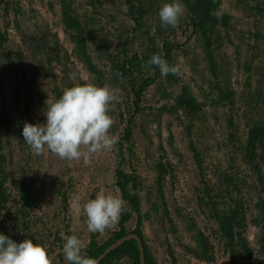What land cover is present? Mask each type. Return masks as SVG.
<instances>
[{"label":"rangeland","instance_id":"obj_1","mask_svg":"<svg viewBox=\"0 0 264 264\" xmlns=\"http://www.w3.org/2000/svg\"><path fill=\"white\" fill-rule=\"evenodd\" d=\"M142 1L146 11L138 24L140 0H71L73 13L85 30L88 53L105 71L104 84L110 85L118 96V102L110 108L114 120L110 134L121 137L130 118L133 120L130 124L135 130L137 156L122 163L118 141L87 160L73 161L62 160L46 148L36 155L24 141V123L45 121L46 100L58 98L74 83L69 79L70 73L101 83L98 74L90 72L86 61L79 57V46L72 39L76 31H66L58 0H0V27L7 34L5 43H0V153L2 172L9 178L5 182L11 193L8 207L16 209L14 201L20 198L23 179L32 217L28 234L47 248L52 264H57L66 237L77 235L84 244V253L91 241L94 233L88 231L83 212V204L89 198L98 192L113 193L126 204L116 183V169L121 163L129 172L138 173L144 182L141 208L143 212L150 210V217L144 220L143 229L160 264H206L205 259L192 252L197 246L198 231L208 237L215 264H264V148H258L254 155L247 149L250 127L264 121V79L255 75L249 78L250 74L240 66L249 56L259 53L250 48L252 44L263 48L264 57V28L258 42L252 32L260 16L251 14L241 0H220L222 11L232 16L231 27L222 28L223 39L216 46L219 65L228 68L229 76H224L223 82L236 91L231 104L220 99L206 51L192 33L183 2L184 14L179 24L165 27L158 10L166 0ZM151 38L159 48L165 39L174 44L173 63L179 69L176 74L180 81L171 85L160 78L152 83L143 95L141 110L136 112L134 94L113 79L108 54L122 50L142 57ZM258 65L263 69V65ZM182 85H188L201 103V110L193 117L182 112L178 116L163 107L173 102L168 97L173 98ZM246 95L251 98L249 104L242 102ZM159 160L173 163V170L164 176L161 198L156 164ZM227 178L233 182L229 184ZM208 185L215 189L214 197L222 210L239 208L245 217L242 233L256 251L252 259L241 254L234 258L216 231V221L206 215ZM150 188L153 194L149 193ZM74 196H79L78 202ZM154 203L161 206L159 211L153 210ZM165 207L169 214L162 217ZM2 214L9 236L22 241L24 230L17 227L8 209ZM187 215L192 220L182 223L180 220ZM169 219L174 220V227ZM136 223L127 226L135 228ZM119 227L118 220L99 232L98 238L108 239ZM63 262L68 263L65 259ZM117 264L131 262L125 258Z\"/></svg>","mask_w":264,"mask_h":264},{"label":"trees","instance_id":"obj_2","mask_svg":"<svg viewBox=\"0 0 264 264\" xmlns=\"http://www.w3.org/2000/svg\"><path fill=\"white\" fill-rule=\"evenodd\" d=\"M62 6L65 29L68 32H71L72 29L76 31V34L72 36V39L75 40L79 46V57L86 61L89 71L93 74H98V82L104 84L105 80V71L99 68L94 59L88 53L87 41L84 37L85 30L82 26L81 21L74 15L73 8L71 5V0H58ZM130 1V0H129ZM185 7H187V18L189 19L188 24L192 28V33L197 36V39L203 44L204 50L206 51L209 67L213 72L215 77V87L218 88V93L220 95L221 101H229L231 104L234 102L233 96H235L236 91L232 89V85L224 81L225 78H228V68L221 67L217 61L216 57V46L219 42L222 41L223 37L220 34L222 28L231 27L232 16L230 14H225L221 9L220 0H181ZM243 1L245 7L251 14L254 16H260L257 24L255 23V31L253 32V37L255 41L258 42L261 39L262 29L264 28V0H241ZM133 7H136L133 5ZM139 15L137 16L138 24L141 20V17L144 16L145 6L142 0H140ZM260 27V28H258ZM162 31V30H161ZM7 40L6 32L0 27V43L3 45ZM127 40V39H126ZM128 41V40H127ZM130 41V40H129ZM230 41L233 42V38H230ZM121 42V41H120ZM173 47L169 40L165 39L163 46L161 48L157 47L155 39L151 38L150 43L147 45V50L140 57L139 54H129L128 51H122L116 53L115 55L108 54V58L111 60V70L113 71V79L117 85H124L125 88L130 89V93L134 94L133 108L136 112L141 110V103L143 101V95L148 87L155 82L162 80H167L171 85H177L180 81V78L177 74L169 73L167 75H162L158 66L149 65L147 62L154 54L161 55L170 66H174L173 63ZM252 50L259 53H254L249 56L244 63H240V66H243L246 71L250 74L249 78L255 75L259 79H264V57L262 56L261 50L257 43L250 46ZM262 57V59L260 58ZM4 57H7V54L4 53ZM263 65V69L260 67ZM146 68V71H145ZM150 73H153L150 75ZM173 94H170L172 97ZM169 101H173L169 104L163 106L169 109L171 113H175L178 116L181 112L187 116L193 117L198 114L202 106L200 101L193 95L188 85H182L181 91L175 93L173 98H169ZM251 101V98L247 95L243 98L242 102L248 103ZM160 117V114L158 115ZM4 118L2 117V121ZM233 120V117L231 116ZM9 122L6 121V124ZM133 120L130 118L129 125L126 126L125 132L118 139V144L121 148V159L122 163L126 162L128 158L129 161H132V157L136 155V147H134L133 136L135 130L133 129ZM264 121L255 123L249 130V137L247 143V149L250 150V154L254 155L258 148H264ZM126 145V148L125 146ZM124 146V147H123ZM196 149V147H194ZM197 155V152H196ZM137 156V155H136ZM252 157V156H250ZM199 160V156H197ZM264 159V156H262ZM163 160V159H162ZM157 161V181L159 183L158 192L160 198L162 197L163 192V180L165 179L166 173L170 170H173V163L170 160ZM2 162L3 157L0 153V216L2 220V232L9 236L7 230V222L3 217L2 211L8 209L10 215H12L13 220L17 224V227L23 229V237L32 238L29 236V227L30 222L32 223V217L28 212L30 207V198L29 193L26 191L27 186L26 182L21 179V192L19 200L14 201L16 209L13 207H8V202L11 199V193L8 192L5 182L9 179L7 173L2 172ZM201 164V162H198ZM202 165V164H201ZM259 173H261L259 166H256ZM231 178H227L226 181ZM231 181V180H230ZM15 182V180H14ZM233 180L229 183L231 184ZM116 183L120 186L122 196L126 200L125 211L122 212L119 224L120 227L116 230L108 239L103 240V238H98V233L93 234L91 241L85 247V254L88 257L97 258L102 252H104L113 242L117 239L129 234V233H138L143 240L145 246V253L147 264H160L153 252L152 247L147 241L146 234L143 229V222L145 219H149L150 210L148 212H143L141 208V198L140 191L142 190L143 181L138 173L129 172L121 163L116 169ZM150 194H153L150 188ZM227 190V188L225 189ZM215 189L208 185L206 188V195L209 198H206V205L209 208L208 218H213L217 223V233L221 235L229 247L233 257L243 255L247 259H252L256 253L254 248L249 245L247 239L243 235V229L246 226L245 217L241 216V213L238 209L226 210L219 207L218 202L214 197ZM222 194V193H221ZM221 194H219L221 196ZM153 210L159 211L161 206L158 203L152 205ZM165 213L161 215L165 217L169 214L168 208L165 207ZM192 220V216L187 215L182 218L180 221L182 223H188ZM135 221L136 227H128V223ZM174 227L175 223L173 219H169ZM19 222L23 223V226L19 225ZM168 229V228H166ZM173 229V228H172ZM197 235V236H196ZM195 235L197 246L192 248V252L199 258L205 259L206 264H215V258L211 249V243L207 236L204 235L202 231H198ZM201 237H199V236ZM264 251V247L262 246ZM262 250H260L261 252ZM262 251V252H263ZM173 253V252H172ZM63 254L61 255V261L57 264H68L63 262ZM127 258L131 264H141L140 259V248L136 239H131L126 241L118 248L114 249L109 253L99 264H117L123 259Z\"/></svg>","mask_w":264,"mask_h":264},{"label":"clouds","instance_id":"obj_3","mask_svg":"<svg viewBox=\"0 0 264 264\" xmlns=\"http://www.w3.org/2000/svg\"><path fill=\"white\" fill-rule=\"evenodd\" d=\"M184 14L181 0H166L158 10L162 26L176 27ZM158 66L162 75L178 73L161 55L154 54L147 62ZM74 83L66 87L58 98L47 99L44 122H25L24 141L34 154L45 148L62 160H87L92 154L110 149L118 141L109 129L114 120L111 105L118 102L115 90L108 84L95 83L88 76L70 73ZM86 149V150H84ZM79 196L74 200L79 201ZM125 201L113 193L98 192L83 204L89 232H103L116 224L125 211ZM77 235H70L63 243V256L68 264H98L88 257ZM0 264H52L47 248L34 239L17 242L0 232Z\"/></svg>","mask_w":264,"mask_h":264},{"label":"water","instance_id":"obj_4","mask_svg":"<svg viewBox=\"0 0 264 264\" xmlns=\"http://www.w3.org/2000/svg\"><path fill=\"white\" fill-rule=\"evenodd\" d=\"M2 220H1V216H0V232H2ZM131 239H136L138 244H139V248H140V259H141V264H147V259H146V253H145V246L143 243L142 238L140 237V235L136 232L134 233H129L119 239H117L115 242H113L104 252H102L96 259L98 260V264L109 254L111 253L114 249L118 248L119 246H121L123 243H125L126 241H129Z\"/></svg>","mask_w":264,"mask_h":264}]
</instances>
